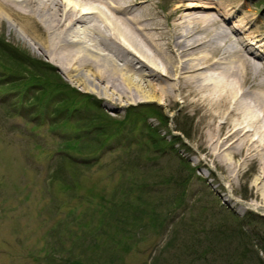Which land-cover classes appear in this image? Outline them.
Here are the masks:
<instances>
[{"label": "rangeland", "instance_id": "obj_1", "mask_svg": "<svg viewBox=\"0 0 264 264\" xmlns=\"http://www.w3.org/2000/svg\"><path fill=\"white\" fill-rule=\"evenodd\" d=\"M148 1L151 4L153 2L155 11L163 21L178 4L175 3L176 0ZM213 1L216 8H200L196 11L215 14L222 6L225 7H219V3H230L240 10L237 17L234 16L229 22L220 18L227 27H235L236 24L240 27L246 23L244 27H249V30L244 32L241 29L243 39L257 34L264 35V0ZM234 13L233 10L231 14ZM173 19L170 17L165 23H171ZM37 34L35 31L34 35ZM18 36L20 38L9 33L5 25L0 26L1 72L5 68L21 75L28 72L19 62L23 61L22 57L29 56L33 60L51 64L54 70L49 69L61 77L63 84L68 83L70 86L66 90H72L73 87L90 95V98L79 99L72 92H64L62 95V98L67 97L66 102L63 98L64 103L73 101V106L69 109L84 117L82 120H73L75 127L65 130L71 136L69 141L81 144L88 132L83 126L101 113L105 114L104 120L110 117L113 121L123 123L120 130L116 131L118 135L108 141L103 150L89 152L90 148H98L103 140L92 134L94 138H86L90 142H83L89 147L84 145L76 148L77 154L70 152L78 163L65 161L63 157L53 154L54 147L59 145L58 139L61 140L55 134L60 133V127L52 124L50 119L48 124L43 123L41 127L36 126L37 119L26 126L24 123L28 118L13 115L17 109L23 114V109H29L35 103L31 102L36 90L33 89V84L28 83L29 80L24 75L21 79L1 84L0 264H59L70 255V249H74L83 258L89 257V260L112 256L120 264H152L155 259L156 264L264 262V252L261 250L264 247V219L256 218L257 223L248 219L252 215L264 218V171L260 158L263 151L258 152V148L252 147L250 157L244 151L232 156L230 153L237 152V144L221 148L208 135L211 127L209 119L201 116H208V108L191 102L193 96L184 98L178 94L172 102L160 98L149 101L141 97L131 102L119 101L112 107L106 97L90 92L80 86V81L66 76L32 42L31 37ZM4 47L13 49L12 58L10 54L9 58L3 55V52L8 54ZM177 79L180 80L177 84L183 86L186 78ZM195 86L196 84H189L187 89L194 90ZM64 103L59 97L58 102L52 104V109H43L44 115L50 117L49 111L56 113L60 107L64 108L69 104ZM185 103L188 108L184 107ZM143 104L147 107L141 108ZM229 105L221 107L220 103L216 106L218 122L227 120L226 117H221H224L223 111L228 112ZM13 106L14 111L10 110ZM148 106L157 107L167 124L159 122L158 116L151 113ZM36 109L37 107H33L30 111ZM24 114L26 116L27 112L24 111ZM232 117L231 114V119L228 120L233 123ZM144 123L155 130L158 138H163L166 143H148L147 134L145 138L141 134ZM22 125L27 129L21 130ZM227 125L226 123L224 126L222 136L230 129ZM78 134L83 137L77 139L75 136ZM34 136L37 138H32ZM117 137H121L117 143L113 141L111 146L107 145ZM237 137L235 135L234 140ZM127 142L128 145L125 146ZM182 162H188L189 168L183 169ZM177 177L184 181L183 199L194 205L196 217L193 220L189 218L191 211L185 209V206L177 207L171 197L173 189L179 187L173 188L172 182ZM170 183L173 185L169 190ZM162 195L167 200L157 206ZM147 200V208L156 206L162 216L159 218L162 226H157V232L154 228L144 226L142 234L134 236L135 239L123 249L121 246L118 249L98 246L92 242V239L97 238L100 243H107L108 235L113 232L119 234L110 239L120 242L125 237L126 229L133 231L137 225L131 206L143 208ZM174 210L175 214L169 215ZM166 216L175 221L170 223L167 218L169 223H163ZM179 217L186 220L181 222ZM112 225L116 228L111 229ZM205 226L214 230L206 238ZM234 230H239V234ZM243 231L248 236L242 240ZM255 232L259 235H251ZM175 233L178 234L175 236ZM73 235H76L75 238ZM168 241L172 245L163 251L161 247ZM193 241L198 250L203 251L200 257L192 254V249L185 248L186 244ZM49 255H54L55 258L51 259Z\"/></svg>", "mask_w": 264, "mask_h": 264}, {"label": "bare ground", "instance_id": "obj_2", "mask_svg": "<svg viewBox=\"0 0 264 264\" xmlns=\"http://www.w3.org/2000/svg\"><path fill=\"white\" fill-rule=\"evenodd\" d=\"M177 2L163 21L148 0H0V26L31 37L66 76L112 107L141 97L193 96L191 102L209 110L201 115L209 119V137L223 149L237 144L232 156L244 151L250 157L252 147L263 151L264 171V35L243 39L246 23L227 27L222 20L240 10L230 3H219L226 8L214 14L196 11L216 8L213 0ZM177 78H186L183 86ZM220 103L230 105L221 117L227 120L218 122ZM226 123L230 129L222 136Z\"/></svg>", "mask_w": 264, "mask_h": 264}, {"label": "trees", "instance_id": "obj_3", "mask_svg": "<svg viewBox=\"0 0 264 264\" xmlns=\"http://www.w3.org/2000/svg\"><path fill=\"white\" fill-rule=\"evenodd\" d=\"M7 50H8V54L3 52V55L7 56V58H9L10 55H11L10 58H12L13 57V49L8 47V49H5V51H7ZM22 60L23 61H21L19 63L22 64V67L28 69V71H29L28 74H30L31 78L34 79L32 82H28V83L38 85L39 87H41V91H42V86H46V85H49V86H51V87H53L55 89H59V90H63V91H64L63 88H68V86H65V84H63L59 80V77L56 76L55 73L51 69H49V67L46 66L47 64H45L44 62L39 61V60H33L29 56L22 57ZM11 65H14V64L12 63ZM34 99H35V101L37 103L42 98L38 99L37 96H36ZM47 99H49V98H47ZM148 107L150 108V109L148 108V110L151 113L158 115L160 117L159 119H161V121L163 122V116L161 114H159V112L157 111L156 107H152V106H148ZM104 116H105V114L101 113V115L99 117H95V118L93 117L92 119H89L90 121L88 122V124L86 126H83L84 129L88 130L87 135H85V137L83 139H86L87 137L94 138V137L91 136L93 134L95 137L103 138V140L101 141V144L105 145L110 139H112L113 137L118 135L116 133V131L120 130V127L122 126L123 122L116 121V120L113 121L108 116H106V117H108V119L104 120ZM67 121H68V119H67ZM145 126L147 127V125H145ZM91 127H93V129ZM95 127H97L98 130H95ZM156 136H157V139H156ZM80 138H81V136L77 137V139H80ZM146 138L148 140L150 139L152 141V143L156 144V145L165 143V140L163 138L159 139L158 138V133L156 134L155 130L153 131L151 127H149V129H148V133H147V137ZM83 142H85V141H82L81 144L78 143L77 141L69 142V143L68 142H65V143L62 142V147H60L59 150L65 151V154H63L64 155L63 160L71 162V161H73V159L69 156V151L74 150L76 148L84 147V145L86 147H89L88 144L83 143ZM182 168L183 169H188L189 168V164L187 162H182ZM53 173H54V171H53ZM172 183H174L173 188H174V186H178V185H179V187L176 189V191H178V193L174 194L175 193V191H174L172 193L171 197H172L174 203H176L177 207L183 206V204L185 202V200L183 199L184 188H182V185L184 184V181H183L182 178H178L177 177V178H175L174 182H172ZM181 188L183 190L182 193H181ZM173 190H175V189H173ZM147 211H149V210L144 208V212L145 213H143V214H146L148 216V218L153 216L154 217L153 221L155 222L156 219H157L156 210L153 208L152 211H150L149 213ZM143 218H144V216L141 219H143ZM256 218L264 219L263 217H259V216H250L251 221H254V223H257V219ZM153 221H152V223L154 224ZM234 232L239 234V230H234ZM204 233H205V237L204 238H206L211 233H214V230L212 228H206V226H205L204 227ZM224 233H226V232H224ZM177 234L178 233H175V235H177ZM241 235H242L241 238L243 240V239H246L245 236L247 237L248 233L246 231H243V232H241ZM254 235H257V234H254ZM196 246L197 245H195V243L193 241L192 243L186 244L185 248L189 249V250L192 249L191 253L196 255L197 257H200L203 251H199ZM261 250L264 252V247H262ZM153 264H156V262L153 263ZM262 264H264V262H262Z\"/></svg>", "mask_w": 264, "mask_h": 264}]
</instances>
